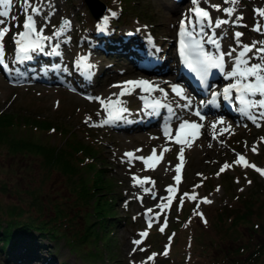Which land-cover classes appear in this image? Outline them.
<instances>
[{
	"label": "rangeland",
	"instance_id": "1",
	"mask_svg": "<svg viewBox=\"0 0 264 264\" xmlns=\"http://www.w3.org/2000/svg\"><path fill=\"white\" fill-rule=\"evenodd\" d=\"M98 1L104 5L101 18L93 15L84 0H31L32 5L40 9V15L35 17L37 31L43 28V35L51 36L52 39L61 42L58 46L60 50L56 47L59 51L58 55L53 56L54 64L61 65L56 67L53 78L62 79L63 77L61 82L53 81L51 77H44L45 72L42 75L39 70L36 71L41 69L40 66H37L29 77L22 78L17 68L21 67L22 72H28L26 67L30 66L29 62L33 64L32 61L23 60L19 62L16 59L17 52L13 37L23 29L25 16L21 10L22 0H13L10 16L6 18L10 31L6 34L3 42L5 46L4 64L7 67L0 65V110L7 108L26 109L38 112L40 115H46V117L56 120L57 123L63 122L70 125L78 137L93 145L92 150L83 155L81 161L76 162L79 166L78 175L82 174L84 185L88 189H92L91 173L97 165H102L105 162L110 165L108 171L117 180L118 187L116 189L122 192V195H117L116 198V220L112 236L107 233L99 235L102 227L99 222L94 223L90 234L91 241L84 248L88 249L86 256L75 248L74 243L69 244L65 237L50 238L47 234H42V238H38L41 239L44 246L42 252L45 250L47 255L54 253L55 258L53 260L55 259L56 264H133V262L135 264H141V262H144V264H217L211 254L212 248L209 249L210 253L208 251L205 254L201 246L197 245L195 241L193 243V240L189 238L188 231L191 230L197 219H193L194 221L191 222L188 228L182 229L185 231L184 235L175 231L178 234L180 248L175 249L169 256L163 255L162 250L168 242L169 233L159 231L165 221L159 220L155 213L162 210L158 205L168 203L167 199H162L165 197L172 198V201L179 198L193 201L189 197L196 195L197 199L195 201L201 205L204 198L211 200L212 203H207L208 207H206L210 224L203 229L205 239L208 240L209 236L217 237V234L221 235L222 233L218 229L215 230L212 225L213 216L210 215L215 213L220 206L239 205V201L236 200L238 198L236 194L239 190H244V193H247L257 184L259 200L263 199L264 201V176H261L252 167L246 168L243 164L237 165L235 163L238 159L237 154H240L245 156L249 164L264 169V139H262L264 138V120H258L260 127H257L241 111L224 113L220 108L213 111L207 110L204 111L202 116L211 114L207 122L209 134L199 135L196 139L187 136L188 140H191V144L183 145L177 144L174 139L166 138L163 135L161 131L163 124L159 125L158 122H155L146 125L143 122L144 124L139 125L142 120H145L142 117L146 118L145 104L140 99L141 92L137 89L136 92L132 89H126L129 94L119 96L121 88L113 86L122 85L123 82L135 76H139V79L159 76L162 79L167 77L166 75L173 74L164 72L163 75H158L157 72L161 70L163 64H159V67H154V70L151 71H141L135 68L136 65L131 64L129 57L138 59L137 48L142 47L145 49L146 45L147 49L153 50L154 47L162 57L171 59L172 40L176 23L181 16L188 14L191 2L190 0H182L178 3L173 0ZM213 5H220L221 9L231 7L235 11L232 16H228L222 10L217 11ZM200 6L211 11L213 20L227 19L229 21L228 24L219 28V34L225 43V52L236 49V52L233 53L234 56L242 45L256 43L257 47L264 46L260 43L264 42V31H254L257 23L264 26L263 17H260L257 12L258 9L264 10V0H237V3H225V0H201ZM98 8H101V6L99 5ZM0 10L3 9L0 8ZM11 16H17L18 20L13 21ZM240 17L242 19H239ZM110 21L116 22L115 28L110 24L107 25ZM102 22L105 23L103 29L108 33L109 38H113L115 42L120 39H123L122 42L128 40L129 57L124 52L125 46L120 48L118 57H115L109 54L112 51L111 49L106 53L105 48L99 43L97 47L94 45L96 48L86 43L93 37L96 38L103 31L101 29ZM129 30H132L133 35L125 39L124 35H128ZM236 32L243 34L239 40L234 36ZM65 34L68 37L69 45L65 43L63 46L64 42L61 41V38H55L54 36L63 37ZM257 34L261 37L259 38ZM102 38L98 37L99 41ZM138 38L141 39L142 44L137 43L132 46ZM51 40L45 41V43L51 46L55 43L54 40ZM47 45H44V47H47ZM131 48L134 50H131ZM45 54L50 55L49 52ZM254 54L255 49L248 55L252 56ZM146 56L141 58H147ZM81 57H85L87 60L82 61ZM86 62L87 64L90 63L91 68L86 71L85 76H81V68ZM252 62L258 61L253 60ZM232 66L233 58L226 57L225 71L231 70ZM92 73L94 74L90 78H86ZM32 74L36 80L31 77ZM41 78H43L42 81L38 80ZM108 79H111V83L107 82ZM161 79L159 80L161 81ZM222 80L223 82L219 85L221 86V92L229 83L234 82L233 79L225 78L224 74ZM161 82L168 88L167 83ZM178 83L184 87L188 94H191L183 83L179 81ZM217 90L218 84L213 85L211 93H217ZM95 91L98 94H95ZM107 93L112 95L107 96V98ZM172 95L161 93V100H164L163 104L169 103L170 106L178 104L180 97L175 94ZM96 97L104 99L105 105L108 104L109 98L114 101L119 100V107L128 110L122 114L123 117L128 114V117L120 119V121L125 120L123 129L114 130L111 122L105 123L108 119V113L104 110V106L95 99ZM194 108L195 111L198 110L195 104ZM162 111H164L163 107L160 116ZM141 112L145 116H142ZM253 114H257L256 110H253ZM185 117L188 119L186 114H174V117L166 124L172 123L174 126L185 120L183 119ZM85 121L89 122L86 123ZM220 121H223V123H220ZM209 124H215V129ZM159 127L162 128L157 130ZM222 128L226 129L223 134L220 133ZM170 136L173 137L171 132ZM45 138L49 142L60 143L63 141L61 134L55 130H50ZM200 141L204 142L200 143ZM253 146L257 149L255 153L252 151ZM181 147L185 149L183 154L184 163L182 171L179 173L181 181L177 184L174 177L177 175L175 168L180 161L179 149ZM165 148L168 151H165ZM137 149L142 151H135ZM153 149L156 150L158 157L162 156V162H159L160 165L157 163L154 169H145L143 162L136 160L135 157L144 155L147 157ZM100 151L101 153L96 156ZM129 151L134 152L132 163H128V158L124 155ZM225 163L229 164L230 167L224 172H220V168ZM42 170L37 159L20 155L11 156L5 151V148L0 147V182L4 180L8 186L6 191L0 189V216L7 218L6 211L10 209V206L7 205L13 202H17L16 209H20V213L15 216V219L19 220H29L30 218V220L35 221L36 219L33 218L35 214H38L40 218L43 215L47 217L53 214V209L65 207L63 200L68 199L67 195L69 193L66 182L62 180V176L56 171H53L45 180L41 176ZM225 173H229L232 178L230 189H227L222 181V176ZM133 175L142 180L147 178L149 181H154L155 185L146 182L142 187L139 185L134 186ZM169 186L176 188L177 191L170 194L167 191ZM144 188H149L151 191L146 193ZM41 190L43 194L40 196L39 191ZM184 193L189 195L184 196ZM32 195L38 196L39 201L30 205ZM125 195H127L128 201L123 199ZM70 199L72 200L73 197ZM93 199L94 197L88 201L82 198L79 199L81 208L78 207L80 209L85 208L87 211L82 218L83 222H88L93 218L97 219L92 212L94 210ZM37 204L40 205V210L36 208ZM148 209H152V212L149 213ZM6 218L1 219L3 224ZM59 219L57 217L50 220L49 224L57 227ZM173 219L175 218L169 214V223ZM149 221H151V229L148 226ZM80 222L81 220L77 217V225H80ZM175 226L176 230L180 231L181 228L178 223ZM148 229L157 232L156 235L160 238V242L156 241L152 245L143 242L144 239H141L140 233ZM240 229V233L243 234L244 232L248 235V227L241 225ZM137 239L142 241L141 245L132 243ZM190 242L191 254L188 250H181L184 247L186 249V244H190ZM234 243L226 238L227 247L233 246ZM134 248L136 249L135 252H133ZM141 248L145 250L141 251ZM97 253L99 255L96 258ZM153 253L156 254L154 259L148 261L147 257ZM42 255L45 254L42 253ZM94 256L95 258H93ZM0 264H38V262L27 260L9 262L0 253Z\"/></svg>",
	"mask_w": 264,
	"mask_h": 264
},
{
	"label": "trees",
	"instance_id": "2",
	"mask_svg": "<svg viewBox=\"0 0 264 264\" xmlns=\"http://www.w3.org/2000/svg\"><path fill=\"white\" fill-rule=\"evenodd\" d=\"M114 52H112L113 55H115ZM50 130L60 133L63 141L60 143L47 141L45 136ZM92 146L78 137L70 125L63 122L57 123L56 120L50 119L46 115H40L38 112L26 109L21 110V108L0 110V147L5 148V151L11 156L20 155L37 159L43 169L41 173L43 179L46 180L53 171H56L62 176V180L66 182L69 189L68 199L63 200L65 207L53 209V214L47 217L43 215L40 218L38 214H35L33 217L36 219L35 221L30 220V218L29 220L15 219V216L20 213V209H16L17 202L7 205L10 206V209L6 211L7 218L0 216V253L4 255L6 260L9 262L27 260L38 262V264H47V262L48 264H56L55 259L53 260L55 258L54 253L47 255L45 250L42 252L44 246L41 239H38L42 238V234H47L50 238L65 237L69 244L74 243L75 248L85 256L88 249L84 248L91 241L90 234L94 223L99 222L102 227L99 235L107 233L112 236L116 220V198L117 195L121 196L122 192L116 189L118 183L108 171L110 165L105 162L102 165H97L91 173L93 182L91 190L84 185L82 174L78 175L79 166L76 162L81 161L83 155L92 150ZM100 153L101 151L96 156ZM222 181L226 188L230 189L232 178L229 173L222 176ZM7 188L8 186L2 180L0 189L6 191ZM257 189L258 185L255 184L247 193H244V190H239L236 194L239 205L220 206L215 213L210 215L213 216V227L222 233L221 235L217 234V237L209 236L208 240L205 239V232L203 231L204 227H208L210 224L209 215L206 213L208 204H203L198 208L202 210L203 217H201L195 214L198 211L192 203L183 201V204L178 206L179 210L175 209L176 213L173 214L175 219L169 225L163 226L164 232L169 233L167 242L169 249L166 250L168 256L175 249L180 248L178 234L175 231L184 235L185 228L191 225L193 219H197L191 230L188 231L189 238L193 240V243L195 241L197 245L201 246L205 254L212 248L211 254L215 263L264 264V201L263 199L259 200ZM39 192L41 196L42 190ZM92 197H94V210L92 212L97 219L93 218L88 222H83L82 218L87 211L85 208L80 209L79 199L88 201ZM37 201H39V197L32 195L30 205ZM69 204L73 206L71 207ZM36 208L40 210V205L37 204ZM57 217L60 218L57 227L49 224L50 220ZM77 217L81 220L80 225L76 223ZM4 218L6 219L3 224L1 219ZM177 223L181 228L180 231L176 230L175 225ZM241 225L249 228L248 235L244 232L243 234L240 233ZM148 233L145 242L151 245L152 243L155 244L156 241L160 242L155 230H148ZM244 236L245 238H243ZM226 238L235 242L233 246H226ZM223 241H225L224 245ZM186 245L187 248L184 247L181 250H188L191 254L189 249L191 242ZM98 255L99 253L96 254V258Z\"/></svg>",
	"mask_w": 264,
	"mask_h": 264
},
{
	"label": "snow or ice",
	"instance_id": "3",
	"mask_svg": "<svg viewBox=\"0 0 264 264\" xmlns=\"http://www.w3.org/2000/svg\"><path fill=\"white\" fill-rule=\"evenodd\" d=\"M193 7L189 10L190 13L194 14L196 18V22L201 25V32H203V25L206 23L209 28L215 27L220 28L222 25L228 24L229 21L227 19H218L216 20L215 24L213 25L212 19L210 17L209 11L205 10V8L201 7V0H190ZM13 0H0V8L3 10H0V65H4L6 68L7 65L4 64L5 59V46H4V38L6 34L10 31V27L8 26L7 19L10 16V9L12 6ZM225 3H237V0H225ZM213 7L217 11H223L228 16H232L235 9L231 7H225L221 9L220 5H213ZM29 9L31 10L29 12ZM21 10L24 12V21H23V31H20L16 34V36L13 37L15 45H16V52H17V60H30L32 59V56L29 55V53H35L37 51H43L44 47V41H50L52 37L43 35V28H41L39 31H37L36 26V19L35 17L40 15V9L37 7H34L32 5L31 0H22L21 4ZM258 15L260 17H264V10H257ZM115 15V13H113ZM11 19L13 21L18 20L17 16H11ZM239 19H242L240 17ZM192 23L191 20L188 19V17H185V19H182L179 24V35L181 37L180 39V54L184 58V63L186 67L193 73L196 74V76L202 81L206 82L209 74L211 73L212 69H218L221 73L224 74L225 78L233 79V83H229L224 89H223V96L227 100L230 97V94L233 92V90L236 93L235 99L239 102L240 105V111L247 116L249 120H251L254 124H256L257 127H260V124L258 123V120H264V46L257 47L256 43H253L251 45H242L241 50L238 52V54L233 58V53L236 52V49H232L229 52H221L220 44L217 42V38L214 35H209L208 33H204V36L207 37L206 40L203 39H197L193 35L192 31L188 30V25ZM254 31L261 32L264 31V26L262 24L257 23L254 27ZM58 35V33H56ZM243 34L240 32H236L234 34L235 38L239 40V38ZM210 44L214 48L218 50L219 54H213L210 51H206L204 44ZM262 45H264V42H260ZM253 49H255V54L252 56H249V53L253 52ZM233 58V66L231 67L230 71H225L226 68V61L225 57ZM81 60H85V57H81ZM253 60H256L258 62H252ZM89 68H91V65H88ZM126 86H132L136 89H142L144 92H152L156 91L157 89L154 88V86L147 80L139 79V80H129L123 82L122 85H114L113 87H120L121 91L119 92V96H124L126 94H129L126 91ZM172 92L180 97L181 99H186V97L183 96V89L180 88L178 85H172ZM160 92H164V89H158ZM116 95V94H113ZM217 93L213 94V100L210 101V103H215V96ZM256 97H259L258 99ZM99 101V103L104 106V110L108 113V119L105 121V123H109L111 121L119 120L122 118V114L127 112L128 110L123 107H119L120 101L116 100L113 102L111 98L108 100V104L105 105V100L96 97ZM114 105L116 107H114ZM191 102L188 101V103L180 105L182 108H190ZM146 108L155 109L158 107H163L161 105L160 101H155L151 104H146ZM253 110H256L257 114H253ZM168 111L170 113L173 112L172 108L169 107ZM193 115L200 118V120H203L204 117L201 115V113L197 110L193 113ZM88 123L89 121H85ZM220 123H223V121H220ZM213 129H215L216 125H212ZM203 128V124L197 123L195 121H189V120H182L177 129L175 130V136L171 137L170 132L171 129L169 125H165L163 128V135L166 138L174 139L177 144H191V140L186 139V136H191L193 139L198 138L200 135V130ZM226 129H220V133L223 134ZM215 138V137H214ZM264 139V138H262ZM135 151H142L141 149H137ZM165 151H168L167 148H165ZM184 147H181L179 149V159L180 164L176 165L175 171L177 175L174 177L177 184L181 181L180 171L181 166L184 163ZM252 151L255 153L257 151L256 147H252ZM125 157L128 158L127 162L132 163V159L134 157V152L129 151L124 154ZM238 159L235 161L237 165L243 164L244 167H252L254 168L261 176H264V169H260L259 167L249 164V162L246 160L245 156L237 154ZM136 160L142 161L145 165V169L153 168L155 167L156 163L162 159L161 157L157 156L156 150L153 149L152 153L147 156H139L135 157ZM151 162V163H150ZM230 165L225 163L221 168L220 172H224L227 168H229ZM132 180L134 182V186L139 185L143 186L146 182H151L153 185H155L154 181H149L147 178L145 179H139L135 175L132 176ZM249 183H251L249 181ZM144 191L150 192L151 190L149 188H144ZM167 191L171 194L177 191L176 188L169 186L167 188ZM188 193H184V196H188ZM155 198V197H153ZM142 199V198H141ZM162 199H167V204L158 205L162 210L165 208H168L172 204V198L165 197ZM189 199L195 201L197 199L196 195H191ZM204 203H212L211 200H208L207 198L203 199ZM181 204H183V198H181ZM197 208H199V205H197ZM149 213L152 212V209L147 210ZM195 214L200 215L203 217V213L195 212ZM207 222L206 220L204 221ZM167 221L165 220V224ZM149 227H151V221H149ZM160 232H164V228L161 227L159 229ZM149 233L147 231L141 232V237H147ZM134 245H141L142 241L140 239L134 240L132 242ZM141 251H144L145 249L141 248ZM136 249H133V252H135ZM167 251L164 252V255H167ZM155 253H153L151 256L147 257L148 261H151L155 257ZM135 264V262H133ZM141 264H144V262H141Z\"/></svg>",
	"mask_w": 264,
	"mask_h": 264
},
{
	"label": "bare ground",
	"instance_id": "4",
	"mask_svg": "<svg viewBox=\"0 0 264 264\" xmlns=\"http://www.w3.org/2000/svg\"><path fill=\"white\" fill-rule=\"evenodd\" d=\"M94 6V5H93ZM176 9H178V8H176ZM143 36V35H142ZM146 41V40H145ZM153 41V40H152ZM162 51V50H161ZM133 54V53H132ZM149 54V53H148ZM159 67V66H158ZM168 70H170V68L168 69ZM230 71V70H229ZM139 77V76H138ZM114 78V77H113ZM162 79H166V80H168V81H170V84H169V88H170V90H172V88H171V86L172 85H178L180 88H182L183 89V86H181L180 84H175L174 82H175V79H174V77L172 76V75H170V76H167V77H164V78H162ZM124 80V79H123ZM108 83H111V79H108V81H107ZM115 82V81H114ZM120 82V81H119ZM113 84V83H112ZM115 84V83H114ZM120 84V83H119ZM166 88V87H165ZM126 89L127 90H129V89H132V91H134V92H136V88H133L132 86H126ZM106 90V89H105ZM117 90H118V88H117ZM126 90V91H127ZM188 90V89H187ZM137 91H140L142 94H141V96H140V98H141V101H142V103L143 104H145V102H144V100H145V97H146V94L147 95H149V96H151V97H157V95H158V93L156 92V91H152L151 93H146V92H144L143 90H141V89H137ZM108 92V91H107ZM110 92V91H109ZM162 93V92H161ZM95 94H98V92H96L95 91ZM100 94V93H99ZM102 94V93H101ZM133 94V93H132ZM109 95H112V94H109V93H107V95H106V97L107 96H109ZM137 95H139V94H137ZM173 96V95H172ZM183 96L184 97H186V99H181V98H179V103L178 104H175L174 105V107H176V111H175V113L176 114H179V113H181V114H186L187 115V117L189 118V121H195V122H197V123H200V124H203V128L200 130V136H204L206 133H208L209 134V130H207V122L209 121V117H208V115H206L205 117H204V119L203 120H200V118L199 117H197V116H195V115H193V113L195 112L194 111V109H193V104L196 102V98H194L192 95H190V94H188L186 91H185V89H183ZM164 97V96H163ZM108 98V97H107ZM174 98V97H173ZM130 99V98H129ZM159 99H161V96H160V98H157L156 99V101L158 100V101H160ZM173 100V99H172ZM176 100V99H175ZM188 101H190L191 102V106H190V108H182V107H180V105H183V104H186V103H188ZM174 103V102H173ZM172 103V104H173ZM199 106V105H198ZM200 108H201V106H200ZM202 108L205 110V109H207V105L206 104H204V105H202ZM145 110V112H146V118L148 119L147 121H146V125H148V124H151V123H154V122H158L159 123V125H162V124H164V123H162L161 122V119H160V121L158 120L157 121V117L155 116V112H156V110L155 109H151V108H144ZM198 109H199V107H198ZM172 110H173V108H172ZM174 114V113H173ZM128 117V114H125L124 115V118H127ZM220 117H221V115H220ZM122 118H123V116H122ZM183 119H186V117L185 118H183ZM227 119V118H226ZM174 123H176V122H174ZM232 124V123H231ZM209 125H212V124H209ZM163 128H164V126H162ZM162 127H159L157 130H160ZM239 127V126H238ZM163 128H162V130H163ZM237 128V127H236ZM243 128V127H242ZM154 134V133H153ZM141 136V135H140ZM220 136V135H219ZM154 137V136H153ZM191 137V136H190ZM217 137V136H216ZM189 139V138H188ZM196 139V138H195ZM204 141H206V140H204ZM204 141H200V143L201 142H204ZM194 146V145H193ZM200 146H202V145H200ZM195 149V148H194ZM198 150H199V148H198ZM162 151V150H161ZM147 156H149V155H147ZM144 157H146V155H144ZM161 163L162 162V159H160L157 163ZM160 163H159V165H160ZM165 165V164H164Z\"/></svg>",
	"mask_w": 264,
	"mask_h": 264
},
{
	"label": "water",
	"instance_id": "5",
	"mask_svg": "<svg viewBox=\"0 0 264 264\" xmlns=\"http://www.w3.org/2000/svg\"><path fill=\"white\" fill-rule=\"evenodd\" d=\"M85 1L88 4L89 8L91 9V11L95 17H98L102 13V11L104 9V5L102 3H100L98 0H85ZM92 1L93 2L95 1L94 4ZM99 5L101 6V8H98Z\"/></svg>",
	"mask_w": 264,
	"mask_h": 264
}]
</instances>
